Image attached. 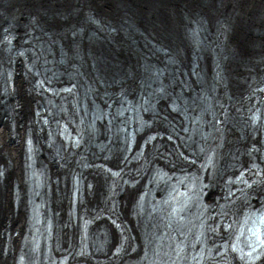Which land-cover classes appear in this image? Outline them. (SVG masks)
Listing matches in <instances>:
<instances>
[{
	"label": "bare ground",
	"instance_id": "obj_1",
	"mask_svg": "<svg viewBox=\"0 0 264 264\" xmlns=\"http://www.w3.org/2000/svg\"><path fill=\"white\" fill-rule=\"evenodd\" d=\"M0 2L12 3L10 7L0 4V39L7 36L13 45V49L9 48L8 51L0 48V264H25L19 254L24 248L23 240L27 232V193L29 195L30 192L25 179V161L29 136L38 141L35 158L51 179L48 197L54 218L53 236L58 242L52 247L53 253L56 250L69 251L76 244L80 225L84 224L88 228L91 246L86 256L88 263L120 264L127 260L129 264H145L140 258L149 259L150 255H155L154 244H164V249L169 250L170 235L167 231L162 232L163 229H168L171 234L182 227L193 231L192 223L188 222L173 225L172 229L157 226V214L147 209L149 200L145 203L142 199L138 200L147 183L145 175L139 174L127 182L122 180L113 190L111 200L110 179L103 170L95 167L84 169L91 183L84 181L86 193L78 203L80 209H76L78 221L77 224L72 222L71 209L69 213L67 210L71 200L68 173L75 167V158L82 151L79 147H70L56 156V143L49 146L45 131L38 130L35 107L42 97L38 95L34 77L28 71L27 57L32 56L22 52L23 43L52 44L54 41L52 47L55 50L49 56L61 54V51L67 54H62L63 63L53 64L55 70L64 76L73 69L72 64H78L83 74L92 81L84 83V87L96 95L95 99H99V103L108 99V93H125L131 98H135L136 94L139 96L141 92L148 94L151 104H154L152 108L151 104H143L142 117L147 122L142 124L144 128L133 138L134 149H142L145 156L148 157L150 149H156L157 146L170 152L166 146V142H169L167 134L177 138L182 151L189 149L198 158L203 157L204 148H209L205 146L217 144L214 163L206 172V181L209 182L206 194L208 202L222 197L224 180L238 167L244 168L251 162L253 154H248L251 146L255 148L257 160L264 159V145L254 146L264 142V126L261 129L258 125L253 126L245 117L246 108L252 104H248L249 95L253 98V87H257L264 75V15L260 16L261 20L255 17L246 26L251 34L250 39L257 41L252 44V53L247 58V55H239L242 47L232 38V32L237 30V21L243 12V7L236 5V0H207L208 8L204 6L205 0L204 3L203 0H183L168 4L179 8L177 16L168 18L146 17L140 12L139 6L129 0H113V10H117V15L113 13L115 17L111 16V9L103 14L88 0ZM37 5H45V11H38L43 15L33 10V6ZM211 11H217L214 17ZM256 11L261 14L260 10ZM86 12L93 14L99 24H80L81 21L77 23L73 20L81 19ZM211 16L216 22H210ZM217 16H223L224 20ZM233 16L236 20L231 22L232 30L229 31L228 23ZM64 22L67 24L64 25ZM9 26L13 29H7ZM74 27H80L81 30ZM32 29L34 32H31L30 37ZM44 32H50L51 37L43 36ZM161 32H164V36L159 34ZM153 43L162 48L159 49ZM247 46L245 49L250 50L248 48L251 46ZM232 47L234 53L230 51ZM72 53L76 54V59ZM236 55L238 57L234 58ZM238 64L242 66L234 68ZM109 66L112 69L107 70ZM2 78L8 79L7 83ZM150 84L160 88L152 97ZM203 92L212 96L211 108H208ZM21 93L24 95L20 99ZM173 99L183 104L182 107L187 108L193 116H198L200 122L208 118L221 122L217 127H204L196 123L188 128L180 116L181 111L172 103ZM219 101L227 105L225 112L216 111ZM88 102L93 105L91 101ZM94 104L97 107L98 102ZM206 129L208 132L203 137ZM117 130L115 123L108 129L105 121H98L91 129L87 128L91 138L85 150L87 156L91 158L93 152L94 157L100 156L104 162L103 156H107L110 163L126 159V147L122 150V140L115 137ZM151 132H156L157 136L141 145L146 134ZM169 143L171 148L175 147L173 141ZM177 160L185 161L183 158ZM126 163L134 167L138 162L127 159ZM185 165H192V162H186ZM133 175L136 173L133 172ZM257 181L246 191L233 195L232 210H237L245 201L249 205L258 204L260 198L264 200V169L261 179ZM154 183L151 184L152 188L156 187ZM216 211L212 209L208 213L215 214ZM88 218L90 223H86ZM227 228H224V224L221 227L212 225L208 230L206 239L207 242L211 241L213 255L222 249L220 243L216 245V242H227ZM244 230L247 232V229ZM159 233L163 234V239L156 237ZM47 247H44L43 242L31 244L29 255L39 252L44 254L43 250ZM162 255L165 256L164 253ZM227 264H264V260L253 263L246 258L229 255Z\"/></svg>",
	"mask_w": 264,
	"mask_h": 264
},
{
	"label": "water",
	"instance_id": "obj_2",
	"mask_svg": "<svg viewBox=\"0 0 264 264\" xmlns=\"http://www.w3.org/2000/svg\"><path fill=\"white\" fill-rule=\"evenodd\" d=\"M88 1H92V0H88ZM94 1V0H93ZM103 1L106 5L110 4V6L112 7L113 10V0H101ZM131 3L139 6L140 12L145 15L146 17H161V18H168V17H174L177 16L178 14V7L176 6H169L168 4H176L178 2H181L183 0H129ZM185 2H189V1H194V0H184ZM249 1V2H248ZM34 2V0H25V3H32ZM45 3H48V0H46ZM53 4H55V1L52 2ZM204 3V0H203ZM236 5H239L240 7H243V12L242 15L239 16L238 19V24L240 26L241 32L243 34H245V48H247L248 46V39L250 38L249 36H251V34H249L248 29L246 28V26L251 23L255 17L256 18H260L261 15H264V0H236ZM205 8H208V3L207 0H205L204 3ZM252 9V12H251ZM256 10H260L261 14L258 13V11ZM117 11V10H116ZM219 11V10H217ZM215 11V12H217ZM206 12V11H205ZM213 15L215 14L214 11ZM87 14H91L89 12H86L84 16L81 17L80 24H87L89 22H86L85 16ZM93 15V14H92ZM220 19L224 20L223 16H217ZM231 18L233 19V21L231 20ZM228 19V17H227ZM234 20H236V17H230V23L229 24V31H231V22H234ZM261 20V18H260ZM229 21V19H228ZM151 22V20H150ZM196 23V22H195ZM90 24H98V20L96 22L92 21ZM76 27H74L75 29ZM228 29V27H227ZM236 31V29H235ZM235 31L232 32V36L234 35ZM161 35L164 36V32L159 33ZM254 34V33H253ZM252 34V35H253ZM155 44V43H153ZM157 45V44H156ZM158 47H160L159 45H157ZM162 47H160L159 49H161ZM244 48V49H245Z\"/></svg>",
	"mask_w": 264,
	"mask_h": 264
},
{
	"label": "rangeland",
	"instance_id": "obj_3",
	"mask_svg": "<svg viewBox=\"0 0 264 264\" xmlns=\"http://www.w3.org/2000/svg\"><path fill=\"white\" fill-rule=\"evenodd\" d=\"M92 2L95 4V8H97V10L98 11H100V12H102L103 14L104 13H107L106 11H108L109 9H111V10H109L110 12H111V16L113 15V13L115 12V15H117V13H116V11H114V10H112V7L110 6V4H108V5H106L103 1H101V0H92ZM91 2V3H92ZM199 2V1H198ZM92 3V4H93ZM0 4L1 5H5V6H9L10 7V5H12V3H3V2H0ZM93 4V5H94ZM28 7H30V8H32V6H29L28 5ZM193 9H195V8H193ZM33 10L34 11H36L37 13H39L38 11H40V12H43V11H45L46 10V7H45V5H37V6H33ZM105 11V12H104ZM209 13H210V11H209ZM213 13V12H212ZM40 15H43L42 13H39ZM115 15H113L112 17H115ZM213 17H214V15H212ZM212 16L210 17L212 20H210V22H212V23H214V22H216V19L215 20H213V18H212ZM12 18H14V16L12 17ZM209 18V19H210ZM73 20H76L77 21V23L80 21V18L79 19H77V18H74ZM48 21H50V19H48ZM65 24H67V22H64V25ZM61 25V24H60ZM10 27H12V26H10ZM237 28V30L235 31V29H234V31H235V33H234V35L232 36V38L235 40V41H237L238 43H239V45H241V47H242V53H240L239 55L240 56H242V55H247V58L249 57V55H251V53H252V44L254 43V42H257V41H255V39H248V45L249 46H251L250 48H248V49H250V50H246V49H244L245 48V34H243L242 32H241V29H240V26H237L236 27ZM11 29H13V27L11 28ZM35 29H37V28H35ZM38 29H40V28H38ZM24 30V29H23ZM65 30V29H64ZM64 30H62V31H64ZM40 31H43L42 29H40ZM27 33V32H26ZM44 33H46V32H44ZM61 33V32H60ZM28 35V34H27ZM251 41V42H250ZM1 48V47H0ZM232 49L233 50H231V48H230V51H233V53H234V47H232ZM258 51V50H257ZM255 53V52H254ZM257 53V52H256ZM259 53V52H258ZM242 54V55H241ZM259 55H261V54H259ZM233 56V55H232ZM238 57V55H236L234 58H237ZM75 58H76V56H75ZM241 59V58H240ZM27 62V61H26ZM239 65L240 66H242V64H238V66H236V67H234V68H237V67H239ZM110 69H112V67L111 66H109V67H107V70H110ZM3 86V85H2ZM6 89V88H5ZM22 94V93H21ZM19 95V97H20V99L22 98V96L24 95V94H22V95ZM38 95H39V93H38ZM41 95V97H42V93L40 94ZM39 95V96H40ZM41 101V100H40ZM40 103V102H39ZM166 136V135H165ZM115 137H116V139L117 140H120L121 139V132H119V130H117L116 132H115ZM90 138V137H89ZM2 139V138H1ZM52 145V144H51ZM260 145V144H259ZM50 146V145H49ZM93 153V152H92ZM91 153V154H92ZM176 154V153H175ZM176 158V157H175ZM55 182V181H54ZM70 183V181H69V173H68V184ZM69 186H70V184H69ZM68 195H69V191H68ZM68 198H69V196H68ZM212 199H214V198H212ZM210 202H214L213 200H210ZM68 213H69V211H70V209H69V206H68ZM27 223H28V218H27Z\"/></svg>",
	"mask_w": 264,
	"mask_h": 264
}]
</instances>
